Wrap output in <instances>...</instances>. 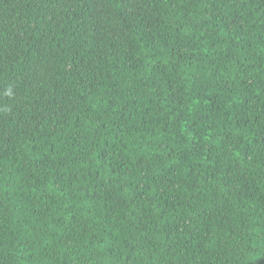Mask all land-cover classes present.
Segmentation results:
<instances>
[{"label":"trees","instance_id":"1","mask_svg":"<svg viewBox=\"0 0 264 264\" xmlns=\"http://www.w3.org/2000/svg\"><path fill=\"white\" fill-rule=\"evenodd\" d=\"M0 264H264V0H0Z\"/></svg>","mask_w":264,"mask_h":264}]
</instances>
